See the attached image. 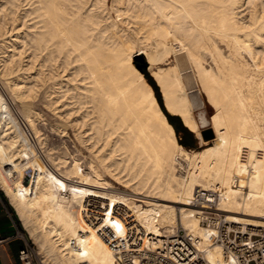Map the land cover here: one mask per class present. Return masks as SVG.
Here are the masks:
<instances>
[{"label": "bare ground", "instance_id": "6f19581e", "mask_svg": "<svg viewBox=\"0 0 264 264\" xmlns=\"http://www.w3.org/2000/svg\"><path fill=\"white\" fill-rule=\"evenodd\" d=\"M136 55L168 114L198 139L212 129L202 150L179 143ZM0 84V185L40 264H120L106 235L124 237L131 223L136 254H156L182 227L209 263L227 264L200 195L242 233L264 228V0H0ZM3 87L15 100L41 97L99 166L53 153L37 162L40 115L5 112ZM194 92L214 110L202 128Z\"/></svg>", "mask_w": 264, "mask_h": 264}, {"label": "built area", "instance_id": "2783aa9c", "mask_svg": "<svg viewBox=\"0 0 264 264\" xmlns=\"http://www.w3.org/2000/svg\"><path fill=\"white\" fill-rule=\"evenodd\" d=\"M195 206L202 212V224L214 229V243H221L224 248L227 264H264V228L258 232L251 228L250 232L242 233V230L226 220L224 212L219 211L211 202L200 195L197 196ZM121 214V212H120ZM127 219V223L132 222ZM135 223L128 225V233L124 237H118L108 232L106 238L111 248L120 257V264H130L132 256H138L139 264H212L209 263L205 251L199 247V238L182 227L173 230L169 237L162 238L159 242L157 253L141 252L136 254L142 234L135 228ZM25 240V239H24ZM10 238L0 236V246ZM33 243L25 240V245L19 252L21 264H39Z\"/></svg>", "mask_w": 264, "mask_h": 264}, {"label": "rangeland", "instance_id": "374dc122", "mask_svg": "<svg viewBox=\"0 0 264 264\" xmlns=\"http://www.w3.org/2000/svg\"><path fill=\"white\" fill-rule=\"evenodd\" d=\"M110 13L112 14V16H114L112 11H110ZM134 60L137 61L138 63L145 62L144 57L140 55H136L134 57ZM173 62L174 61H172V63ZM146 65L148 67L147 70L150 73L151 71L149 70V65L147 63ZM191 77L194 79L192 74H191ZM0 87H2V84H0ZM2 91H3V94L5 95V103L3 105V110L5 112L12 110V112H14L16 116L19 118V121L22 122L23 120L25 122L26 116L29 113H36L37 116L40 115L37 120L38 121L37 126L39 130L41 131V133L43 134L44 144L39 149L36 146H34L33 143L31 142L32 143L31 145L34 150V157H35V160H37V162H41L45 164L46 166H48L50 164L48 162V153H53V157L55 159L59 157H65L68 162V165L72 162L74 158L79 159L84 169H86L87 164L89 162L88 160L95 159L92 153L90 152V149L87 147V145L85 146V144H82L78 140L76 133H75V128H73L72 126L66 124L64 121L54 116L52 112H49L46 109L45 102L41 97L35 98L36 100L32 99L33 101L32 100L19 101L11 97L9 90L6 87H3ZM198 96H200V94ZM203 97L204 96L201 94V99L205 104V108L203 106L201 108L195 109V116H196V119L199 125L202 123L201 114H203L207 122L210 124L211 115L214 113L213 108L212 107L210 108V105L206 102V99ZM209 128L210 127L207 126V128L202 129V131L209 129ZM28 135L31 138V140L34 142L35 140H33V138L35 136L30 135V134ZM32 136L34 137L32 138ZM212 140H205V141L211 142ZM199 141L201 143V147L199 148V150H202V148L205 147L204 145L205 141L203 140V138H199ZM94 161L99 166L98 161L96 159ZM27 174L30 175L29 171L27 172ZM55 176L57 178V187H58L57 191H59L58 193H61L62 195H65V196H69V192H67V189L63 186V182L61 181V179L57 175ZM13 212L15 214L14 210ZM20 228H21V233H22L23 238L25 240H28L29 237L27 236L26 231L22 227L21 223H20ZM250 230L251 229L248 228L249 232ZM252 232H258V231H252ZM29 241L31 240L29 239ZM32 245L34 246L36 254L38 255L37 262L40 264L41 255H39L40 254L38 250L39 248L34 243Z\"/></svg>", "mask_w": 264, "mask_h": 264}, {"label": "crops", "instance_id": "0c3cea01", "mask_svg": "<svg viewBox=\"0 0 264 264\" xmlns=\"http://www.w3.org/2000/svg\"><path fill=\"white\" fill-rule=\"evenodd\" d=\"M181 63L183 64V69L186 70L188 66L184 62ZM175 123L179 130V134L176 133L179 143L180 139H184L187 144V148L183 146L184 148L197 151L196 148H200L201 143L196 135L194 133V135H191L185 129L187 127L182 120L175 119ZM13 210L0 185V236L10 238V241L0 246V264H21L19 252L24 248L25 240L22 236L20 225L16 220L17 215L15 217L16 213L14 214Z\"/></svg>", "mask_w": 264, "mask_h": 264}, {"label": "trees", "instance_id": "16d2710c", "mask_svg": "<svg viewBox=\"0 0 264 264\" xmlns=\"http://www.w3.org/2000/svg\"><path fill=\"white\" fill-rule=\"evenodd\" d=\"M136 65L140 68V70L144 73L145 77H146V80L148 81V83L152 86V88L154 89V92H155V95L157 97V100L160 104V107L161 109L165 112V115L167 116V119L169 121V123L174 127L175 131L177 134H179V130L177 128V125L175 123V119H178L181 121V119L179 117H176V116H172L170 114L167 113V111L165 110V107H164V104H163V100H162V96H161V93H160V90H159V87L156 83V81L154 80V78L151 76V74L148 72L147 70V65L145 62H142V63H138L137 61H135ZM211 108V106H210ZM191 135H194L191 131H189L187 128H185ZM180 144L183 145L184 147L187 148V144H186V141L184 139H180ZM196 150H199V148L197 147ZM16 217V215H15ZM16 220L17 222L19 223L20 225V222L19 220L17 219L16 217Z\"/></svg>", "mask_w": 264, "mask_h": 264}, {"label": "water", "instance_id": "95a60500", "mask_svg": "<svg viewBox=\"0 0 264 264\" xmlns=\"http://www.w3.org/2000/svg\"><path fill=\"white\" fill-rule=\"evenodd\" d=\"M190 97L193 100L195 109L203 107L197 92L191 93ZM201 124H200V127L202 128L203 123H201ZM208 125H209V123H208ZM202 129H204V128H202ZM214 136L215 135H214L211 128L202 131V137L204 140H212V139H214Z\"/></svg>", "mask_w": 264, "mask_h": 264}]
</instances>
